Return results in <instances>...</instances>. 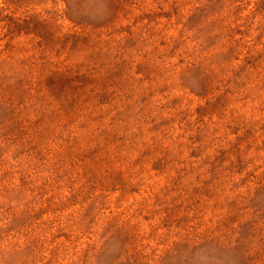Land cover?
Returning a JSON list of instances; mask_svg holds the SVG:
<instances>
[{
    "label": "rangeland",
    "instance_id": "374dc122",
    "mask_svg": "<svg viewBox=\"0 0 264 264\" xmlns=\"http://www.w3.org/2000/svg\"><path fill=\"white\" fill-rule=\"evenodd\" d=\"M0 264H264V0H0Z\"/></svg>",
    "mask_w": 264,
    "mask_h": 264
}]
</instances>
